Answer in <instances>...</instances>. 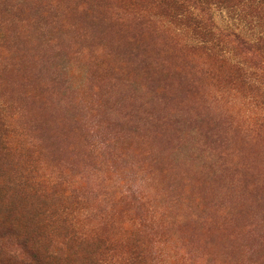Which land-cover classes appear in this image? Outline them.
<instances>
[{"label":"rangeland","instance_id":"rangeland-1","mask_svg":"<svg viewBox=\"0 0 264 264\" xmlns=\"http://www.w3.org/2000/svg\"><path fill=\"white\" fill-rule=\"evenodd\" d=\"M0 264H264V0H0Z\"/></svg>","mask_w":264,"mask_h":264}]
</instances>
